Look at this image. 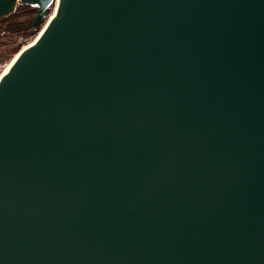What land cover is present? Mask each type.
Wrapping results in <instances>:
<instances>
[{
	"label": "water",
	"instance_id": "water-1",
	"mask_svg": "<svg viewBox=\"0 0 264 264\" xmlns=\"http://www.w3.org/2000/svg\"><path fill=\"white\" fill-rule=\"evenodd\" d=\"M24 4L0 264H264V0Z\"/></svg>",
	"mask_w": 264,
	"mask_h": 264
},
{
	"label": "rangeland",
	"instance_id": "rangeland-1",
	"mask_svg": "<svg viewBox=\"0 0 264 264\" xmlns=\"http://www.w3.org/2000/svg\"><path fill=\"white\" fill-rule=\"evenodd\" d=\"M28 7L35 8L26 5V8ZM24 18L18 8L11 15L0 19V75L9 67L10 62L19 51L36 39L43 28V26L36 28L28 25L24 29L7 30L14 25L24 26L26 22Z\"/></svg>",
	"mask_w": 264,
	"mask_h": 264
},
{
	"label": "trees",
	"instance_id": "trees-1",
	"mask_svg": "<svg viewBox=\"0 0 264 264\" xmlns=\"http://www.w3.org/2000/svg\"><path fill=\"white\" fill-rule=\"evenodd\" d=\"M19 10L22 13V15L25 17L24 21L28 22L29 25L32 26L31 22L33 20V17L36 14V8H32V7L26 8V5L24 4V5L19 6Z\"/></svg>",
	"mask_w": 264,
	"mask_h": 264
},
{
	"label": "bare ground",
	"instance_id": "bare-ground-1",
	"mask_svg": "<svg viewBox=\"0 0 264 264\" xmlns=\"http://www.w3.org/2000/svg\"><path fill=\"white\" fill-rule=\"evenodd\" d=\"M40 32H41V31H40ZM16 56H17V55H16ZM16 56H15V57H16ZM15 57H14V59H15ZM14 59H13V60H14ZM13 60H12V61H13ZM12 61L10 62V64L12 63ZM9 66H10V65H9ZM7 67H8V65H7ZM8 68H9V67H8ZM8 68H7V69H8ZM7 69H5V71H6ZM5 71H4V72H5ZM4 72H3V73H4ZM3 73H2V74H3ZM2 74H1V75H2ZM1 75H0V77H1Z\"/></svg>",
	"mask_w": 264,
	"mask_h": 264
},
{
	"label": "flooded vegetation",
	"instance_id": "flooded-vegetation-1",
	"mask_svg": "<svg viewBox=\"0 0 264 264\" xmlns=\"http://www.w3.org/2000/svg\"><path fill=\"white\" fill-rule=\"evenodd\" d=\"M25 23H28V22H25ZM29 25V23L27 25H24L22 28H19V29H24L25 27H27Z\"/></svg>",
	"mask_w": 264,
	"mask_h": 264
}]
</instances>
